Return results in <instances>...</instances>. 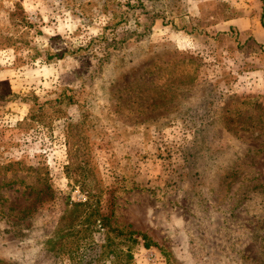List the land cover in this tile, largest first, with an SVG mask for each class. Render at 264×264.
<instances>
[{
	"label": "rangeland",
	"instance_id": "1",
	"mask_svg": "<svg viewBox=\"0 0 264 264\" xmlns=\"http://www.w3.org/2000/svg\"><path fill=\"white\" fill-rule=\"evenodd\" d=\"M248 20L264 0H0V264H86L102 230L54 247L82 157L133 264H264Z\"/></svg>",
	"mask_w": 264,
	"mask_h": 264
},
{
	"label": "trees",
	"instance_id": "2",
	"mask_svg": "<svg viewBox=\"0 0 264 264\" xmlns=\"http://www.w3.org/2000/svg\"><path fill=\"white\" fill-rule=\"evenodd\" d=\"M78 127L79 125L72 126L73 129H78ZM86 163L87 161L84 160V157L76 161L77 169L80 170L82 191L86 194L87 199L84 202L72 203L71 208L64 213L60 228L57 231L58 242L54 243V247L57 244L60 247L64 246V240L68 238H76L77 240L72 243H75L77 249H79L81 248L80 239L86 238L85 236L89 234L92 236L95 230L99 229V231L102 230L103 232L102 241L87 242L83 246L84 256H82V261H85L86 264H106V262L112 264H133L134 255L132 250L118 247L115 244L116 239L127 233L109 227L107 216L102 215L97 206L95 188L90 186L93 182L92 173ZM1 168L2 166H0ZM128 235L132 236V233L130 232ZM134 242H137V239Z\"/></svg>",
	"mask_w": 264,
	"mask_h": 264
},
{
	"label": "crops",
	"instance_id": "3",
	"mask_svg": "<svg viewBox=\"0 0 264 264\" xmlns=\"http://www.w3.org/2000/svg\"><path fill=\"white\" fill-rule=\"evenodd\" d=\"M254 22V21H253ZM230 24H232V23H230ZM246 24H247V26H253V30H256L259 34H261V35H263L264 36V34H263V32L259 29V27L257 26V25H255L254 23H250V21L248 20V21H246ZM255 28H257V29H255Z\"/></svg>",
	"mask_w": 264,
	"mask_h": 264
}]
</instances>
